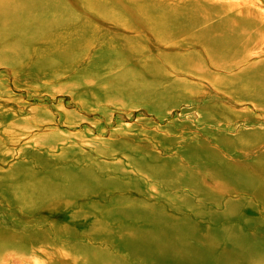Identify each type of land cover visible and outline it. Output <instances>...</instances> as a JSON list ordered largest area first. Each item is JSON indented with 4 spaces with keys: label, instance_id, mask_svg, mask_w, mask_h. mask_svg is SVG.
<instances>
[{
    "label": "rangeland",
    "instance_id": "obj_1",
    "mask_svg": "<svg viewBox=\"0 0 264 264\" xmlns=\"http://www.w3.org/2000/svg\"><path fill=\"white\" fill-rule=\"evenodd\" d=\"M39 262L264 264V0H0V264Z\"/></svg>",
    "mask_w": 264,
    "mask_h": 264
},
{
    "label": "bare ground",
    "instance_id": "obj_2",
    "mask_svg": "<svg viewBox=\"0 0 264 264\" xmlns=\"http://www.w3.org/2000/svg\"><path fill=\"white\" fill-rule=\"evenodd\" d=\"M9 258V257H8ZM6 259V258H5ZM4 261V260H3ZM37 261V260H36ZM5 262V261H4ZM40 263V262H39ZM41 264V263H40Z\"/></svg>",
    "mask_w": 264,
    "mask_h": 264
}]
</instances>
